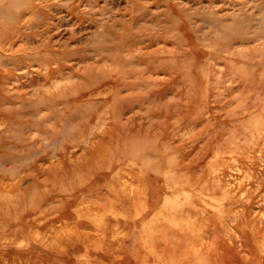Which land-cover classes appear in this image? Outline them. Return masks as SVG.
Instances as JSON below:
<instances>
[{
  "label": "rangeland",
  "instance_id": "1",
  "mask_svg": "<svg viewBox=\"0 0 264 264\" xmlns=\"http://www.w3.org/2000/svg\"><path fill=\"white\" fill-rule=\"evenodd\" d=\"M0 264H264V0H0Z\"/></svg>",
  "mask_w": 264,
  "mask_h": 264
}]
</instances>
